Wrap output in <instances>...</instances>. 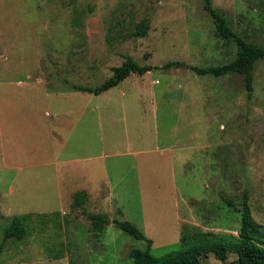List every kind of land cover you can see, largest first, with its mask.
<instances>
[{
  "label": "rangeland",
  "instance_id": "obj_1",
  "mask_svg": "<svg viewBox=\"0 0 264 264\" xmlns=\"http://www.w3.org/2000/svg\"><path fill=\"white\" fill-rule=\"evenodd\" d=\"M231 29L264 48V0H212ZM204 0H0V245L13 218L23 240L0 264H133L147 250L114 224L93 235L86 213L127 221L163 257L185 226L237 235L245 193L264 230V60L248 99L243 75L199 76L168 62H233ZM149 26L145 37L136 30ZM157 69L96 88L126 57ZM84 195L76 206V195ZM203 264L226 262L214 254Z\"/></svg>",
  "mask_w": 264,
  "mask_h": 264
},
{
  "label": "trees",
  "instance_id": "obj_2",
  "mask_svg": "<svg viewBox=\"0 0 264 264\" xmlns=\"http://www.w3.org/2000/svg\"><path fill=\"white\" fill-rule=\"evenodd\" d=\"M203 9L212 17L218 37L226 40L235 39L239 47L236 59L223 66L210 68L189 66L177 61L168 62L163 68H188L199 76L223 77L232 74L243 75L248 91L247 97L248 99H252L255 68L259 61L264 60V48L239 37L229 26L227 19L213 8L212 0H204ZM148 30L149 26L143 24L136 30V35L138 37H145ZM155 69L157 67L152 65H140L132 57L128 56L121 66L113 68L112 77L102 85L96 88L83 86H73V88L76 91L88 92L99 96L119 86L132 74L143 76ZM83 198L84 195L82 193L76 195V206L82 205ZM86 217L90 222L93 235L96 237H100L106 227L112 223L134 239L145 241L147 243V250L135 249L130 251L129 257L132 259L133 264H203L202 258H207L211 254H214L223 263L227 261L230 254H235L238 257L239 264H264V230L252 217L247 193L244 194L242 200V223L237 235L219 234L212 231L203 232L198 229L192 230L189 226H185L180 240V249L171 251L163 257H156L151 253L153 241L149 240L134 224L127 221H111L104 214L86 213ZM28 218L20 216L13 218L11 225L5 230L4 240L0 245V254L5 241L10 239L23 240L26 237V221Z\"/></svg>",
  "mask_w": 264,
  "mask_h": 264
}]
</instances>
